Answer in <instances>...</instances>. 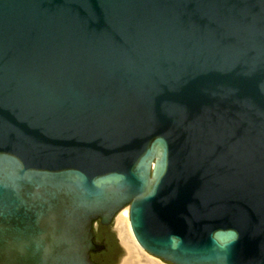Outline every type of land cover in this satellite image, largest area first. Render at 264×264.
I'll use <instances>...</instances> for the list:
<instances>
[{
	"label": "water",
	"instance_id": "1",
	"mask_svg": "<svg viewBox=\"0 0 264 264\" xmlns=\"http://www.w3.org/2000/svg\"><path fill=\"white\" fill-rule=\"evenodd\" d=\"M171 264H264V0H0V264H113L114 213Z\"/></svg>",
	"mask_w": 264,
	"mask_h": 264
},
{
	"label": "bare ground",
	"instance_id": "2",
	"mask_svg": "<svg viewBox=\"0 0 264 264\" xmlns=\"http://www.w3.org/2000/svg\"><path fill=\"white\" fill-rule=\"evenodd\" d=\"M113 217L114 219L116 218L114 225L115 230L118 234L122 246L126 251V256L122 260L121 264H161L157 260H154L151 257L147 256L150 255L152 257L159 259L158 257L153 256L149 254L147 251H145L137 243L135 237L133 236V233L130 228V224L128 223L129 219H128L127 204H124L120 208H118L117 211L114 213Z\"/></svg>",
	"mask_w": 264,
	"mask_h": 264
},
{
	"label": "rangeland",
	"instance_id": "3",
	"mask_svg": "<svg viewBox=\"0 0 264 264\" xmlns=\"http://www.w3.org/2000/svg\"><path fill=\"white\" fill-rule=\"evenodd\" d=\"M118 215V214H117ZM117 217V216H116ZM115 220V219H114ZM114 220H113V225H114ZM145 253V252H144ZM146 254V253H145ZM150 254V253H149ZM147 255V254H146ZM151 255H153V254H151ZM126 256V251H125V249H124V247L123 246H121L120 247V257H119V263L121 264V262H122V260L124 259V257ZM147 256H149V257H151L152 259H154V260H157L158 262H160L161 264H168L169 262H167V261H164V260H162L161 258H159V259H157V258H155V257H152V256H150V255H147ZM153 256H155V255H153ZM157 257V256H156ZM162 260V261H161ZM166 262V263H165ZM119 263H113V264H119ZM169 264H171V263H169Z\"/></svg>",
	"mask_w": 264,
	"mask_h": 264
},
{
	"label": "flooded vegetation",
	"instance_id": "4",
	"mask_svg": "<svg viewBox=\"0 0 264 264\" xmlns=\"http://www.w3.org/2000/svg\"><path fill=\"white\" fill-rule=\"evenodd\" d=\"M115 219H116V218H115ZM113 220H114V217H113V219H112V229H113V232H114V234H115L116 240H117L118 245H119V248H120V247L122 246V244H121V242H120V239H119L118 234H117V232H116V230H115V227H114V225H115V220H114V225H113Z\"/></svg>",
	"mask_w": 264,
	"mask_h": 264
}]
</instances>
